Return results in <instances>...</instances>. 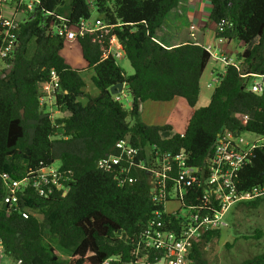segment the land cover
I'll return each mask as SVG.
<instances>
[{
    "label": "trees",
    "instance_id": "1",
    "mask_svg": "<svg viewBox=\"0 0 264 264\" xmlns=\"http://www.w3.org/2000/svg\"><path fill=\"white\" fill-rule=\"evenodd\" d=\"M178 2L41 0L40 11L20 21L12 68L0 77L3 255L19 259L20 264H103L105 260L107 264H128L142 225L154 208L146 173L133 170L131 175L136 178L119 184L115 174L97 168L100 156L115 151L117 140L128 138L134 146L150 143L161 150L182 149L191 165L202 167L221 128L239 129L237 114L247 115L246 130L264 132V91L246 90L235 66L222 63L226 71L209 102L195 107L209 53L194 41L167 48L154 39L166 14ZM93 10L104 22L118 23L112 33L133 72L126 74L114 57L102 56L99 41L104 36L99 31L77 36L73 41L78 43L86 66L92 68L91 80L98 89L91 97L83 91L79 69L60 53L67 40L47 32L50 18L42 12L62 14L68 25H75L90 18ZM222 18L232 25L220 29ZM208 20L216 26V38L236 39L246 45L235 56L241 71L264 73V0H210ZM51 70L58 78L53 94V106L59 112L55 117L38 103V82L49 81ZM120 82L132 97L129 110L109 92ZM80 96L87 97L85 104L78 100ZM177 97L194 107L182 133L174 131L171 122L150 125L140 119L142 102ZM55 160L66 178L64 188L41 196L28 186L18 193L16 205L4 201L7 185L3 174L15 180L33 177ZM241 181V188L264 182V151L253 154L241 172ZM263 202L260 197L237 203L230 212V226L236 225L235 213L256 210ZM21 210H28V216L23 217ZM220 235V229L214 230L205 239L212 241ZM210 248L195 244L193 264H210ZM234 264H264V250Z\"/></svg>",
    "mask_w": 264,
    "mask_h": 264
},
{
    "label": "built area",
    "instance_id": "2",
    "mask_svg": "<svg viewBox=\"0 0 264 264\" xmlns=\"http://www.w3.org/2000/svg\"><path fill=\"white\" fill-rule=\"evenodd\" d=\"M40 2L41 0H0V60L6 67L12 65L10 61L19 44L17 32L22 20H17L14 13L22 11L26 17L31 13L36 14L40 11ZM10 6L14 11L7 15L4 10ZM36 7L38 9L35 11ZM42 16L50 18L47 32L51 35L62 36L71 42L77 36L99 31L104 36L99 41L102 56L115 59L124 56L121 43L112 33L118 23H106L96 16H91L75 25H68L62 14L42 12ZM231 25V21L222 18L219 28ZM191 28L194 26L191 25ZM202 46L209 53L210 59L235 66L240 71L246 90L256 94L264 91V73L241 71L237 58L216 51L210 44ZM225 71L223 68L221 73L213 74L206 86L217 85ZM250 78H253L252 83L246 87ZM57 83L58 78L54 70L50 71L49 81L38 82V103L43 108L49 107L51 117ZM113 95L115 100L120 101L118 93ZM237 117L239 129L221 128L202 167L191 165L182 149L176 152L161 150L157 145L150 143L134 146L128 138L117 140L115 151L105 153L97 159V168L105 173L115 174L119 184L133 181L136 178L131 175L133 170L146 173L149 200L154 208L142 225L133 248V259L128 264H193L191 254L194 245H203L207 250L210 248L211 241H207L205 235L228 227L225 215L233 205L264 197V182L248 188L240 187L242 170L256 151H264V132L246 130L247 115L237 114ZM243 132H249L253 137L245 139ZM3 179L7 185L4 201L16 205L18 193L23 188L30 186L39 195L47 196L64 188L66 178L59 173L58 165L51 164L40 169L33 177L23 176L15 180L5 173ZM20 213L27 217L29 211L21 210ZM2 255L0 239V257ZM20 263L19 259L13 262ZM103 264H107V260Z\"/></svg>",
    "mask_w": 264,
    "mask_h": 264
},
{
    "label": "rangeland",
    "instance_id": "3",
    "mask_svg": "<svg viewBox=\"0 0 264 264\" xmlns=\"http://www.w3.org/2000/svg\"><path fill=\"white\" fill-rule=\"evenodd\" d=\"M4 11L8 15L9 13H13L12 11L14 10L10 6L7 7V9L5 8ZM14 14L15 18L19 21L26 17V14L22 11ZM95 16L96 13L93 10L92 17ZM206 20L208 21L207 18ZM205 31H207L204 37V42L206 44L212 45L216 51H219L221 44V50H223L222 52L233 58L236 56L237 52H241L246 47L245 44L237 41L236 39H231L230 41L224 40L220 43L219 39L215 37L214 31L210 27H207ZM60 53L72 67L80 69L79 71L82 78L86 80L87 84L89 83L91 85L90 76L92 75L93 70L92 68L83 66L84 62L80 55L78 43L76 41H66ZM116 63L125 71L126 74H131L133 72V69L125 55L117 58ZM4 68H6V65L2 60H0V75L2 74V70ZM222 70L223 64L220 61L209 59L200 79V94L195 104L196 107L204 106L209 102L210 95L216 86V84H213L210 87L206 86V83H208L213 77L211 72L213 71V73L217 74ZM252 80L253 78H250L247 81L246 87H249ZM131 100L132 97L129 91L127 89L122 90L120 93V102L126 110L130 109ZM143 106L144 112L142 115L144 114V120H146V116L152 117L155 110L150 106V103H144ZM45 110H49V107H45ZM52 110H54V108H52ZM58 114L59 112L54 110L53 116H57ZM128 120H130L129 117ZM184 120L185 118L181 117L179 125H181ZM180 128L181 127L178 126L176 129L180 130ZM242 136L245 139L253 137L249 132H243ZM58 164L59 162L57 160L52 163L53 166H57ZM235 206L236 204L233 205L225 215V219L229 223L228 227L222 228L220 237L217 239L214 238L210 243V246H212L208 253V262L210 264H234L238 260L250 257L264 250V202L263 205L256 210L235 213L234 217L236 218V225L233 228L230 226L229 221L231 219L230 212ZM226 243H230V246H227ZM60 253L65 255L64 251H60ZM2 256L0 257V264H13L11 258Z\"/></svg>",
    "mask_w": 264,
    "mask_h": 264
},
{
    "label": "crops",
    "instance_id": "4",
    "mask_svg": "<svg viewBox=\"0 0 264 264\" xmlns=\"http://www.w3.org/2000/svg\"><path fill=\"white\" fill-rule=\"evenodd\" d=\"M209 11H210V0H179L178 5L172 8L166 14L161 26L156 30L154 39L167 48L175 46L179 43H185L187 41H194L196 44L205 45L206 43L204 42V37L207 32L205 31L206 28L210 27L215 32V27H216L213 22L206 20V18L208 19ZM191 25H193L194 28H191ZM218 39L220 43L221 41H224L223 39L220 38ZM222 51L223 50H221V44H220L219 52ZM83 66H86L85 62ZM211 74L213 75L215 73H213L212 71ZM91 76H90L91 85L89 83L88 85L86 80L83 79L85 83L83 91L87 93L89 96L94 97L98 94V89L93 84L91 80ZM38 89L40 92V86H38ZM124 89L126 88L123 85L122 90ZM78 100L81 101L82 104H85L88 99L86 96H80ZM144 103H150V106L155 110V113H153L152 117L146 116V120H144L145 118L144 114L142 115V113L144 112L143 111ZM52 108H54V110L58 112V110H56L54 106ZM52 108L51 111L53 115L54 110H52ZM193 110L194 107H190L182 98L179 97L169 101L147 100L142 102L139 106V117L144 123L150 125H162L167 122H171L174 131L182 133L188 123V120ZM45 112H48V110L47 111L45 110ZM181 117L185 118V120L181 125H179V121ZM178 126L181 127L180 130L176 129L178 128ZM12 261L14 262V260Z\"/></svg>",
    "mask_w": 264,
    "mask_h": 264
},
{
    "label": "water",
    "instance_id": "5",
    "mask_svg": "<svg viewBox=\"0 0 264 264\" xmlns=\"http://www.w3.org/2000/svg\"><path fill=\"white\" fill-rule=\"evenodd\" d=\"M37 9H38V7L35 8V11H36ZM11 68H12V65H9V66L4 70V72L0 75V77H3V76L6 75L7 73H9L10 70H11ZM123 85H124V84L121 83V82L112 85V86L109 88V92H110V94H117V93L121 92L122 89H123ZM21 111H22V110H21ZM201 173H202V174L204 173V169L201 170Z\"/></svg>",
    "mask_w": 264,
    "mask_h": 264
}]
</instances>
